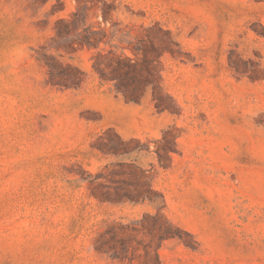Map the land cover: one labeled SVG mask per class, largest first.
<instances>
[{"label": "rangeland", "instance_id": "rangeland-1", "mask_svg": "<svg viewBox=\"0 0 264 264\" xmlns=\"http://www.w3.org/2000/svg\"><path fill=\"white\" fill-rule=\"evenodd\" d=\"M106 1L88 25L149 50L167 110L101 82L94 50L45 51L84 74L49 85L41 48L77 0H0V264H264V2Z\"/></svg>", "mask_w": 264, "mask_h": 264}, {"label": "trees", "instance_id": "trees-1", "mask_svg": "<svg viewBox=\"0 0 264 264\" xmlns=\"http://www.w3.org/2000/svg\"><path fill=\"white\" fill-rule=\"evenodd\" d=\"M253 1L264 2V0ZM77 2L78 7L68 19H60L55 22L54 36L47 46L41 48L42 61L48 69L49 78L47 83L63 89H76L82 84L84 74L71 65L63 67L54 57L46 55L45 51L53 50L58 54H75L84 49L94 50L96 54L92 58V69L101 82L112 83L117 94H120L125 101L134 103L143 97L148 88H151L153 102L156 103L155 108L167 110L168 108L163 107L162 103L163 89L159 70L153 65L154 60L148 59L149 50L141 49L143 55L141 61L133 60L124 54H116L112 50L104 51L101 47L110 43L107 32L88 25V12L91 6L99 4L103 21H106L109 13L107 1L77 0ZM259 26L261 27L260 31L255 30V28L253 31L264 37V26L261 24ZM133 51H140V49H134ZM57 71L59 72L56 73ZM59 75L67 76L63 78ZM149 193H151L150 188L145 192L136 190V195L127 197V199L131 202L150 201L147 196ZM104 201H107V198H104ZM168 225L171 226L170 223ZM106 233H112V228ZM167 235H169L166 236L167 238H179L178 234ZM113 238L111 237V243ZM94 250L101 254L111 253L112 258L119 259L126 258L128 254L127 246L123 250H118L110 244V241L104 238L103 234L96 239Z\"/></svg>", "mask_w": 264, "mask_h": 264}]
</instances>
